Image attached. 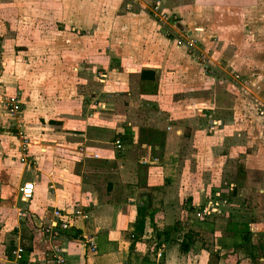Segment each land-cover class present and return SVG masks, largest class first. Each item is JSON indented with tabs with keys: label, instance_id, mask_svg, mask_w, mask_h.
<instances>
[{
	"label": "rangeland",
	"instance_id": "1",
	"mask_svg": "<svg viewBox=\"0 0 264 264\" xmlns=\"http://www.w3.org/2000/svg\"><path fill=\"white\" fill-rule=\"evenodd\" d=\"M154 1L0 0V101L18 93L21 105L15 118L0 105V126L14 139L16 126L45 138L41 143L58 156L56 167L76 161L67 150L82 140L78 132L86 143L126 158L151 148L158 162L168 160L179 171L181 201L191 199L180 221L174 222L176 213L160 235L183 223L206 243L216 239L227 253L242 248L240 255L258 263L264 0H160L156 9ZM141 67L153 69V81L139 79ZM90 99L100 105L83 104ZM124 128L137 141L116 151L112 140ZM172 129L182 132L172 141L175 157L162 147ZM205 204L208 213L196 215ZM243 224L253 227L255 244L234 236Z\"/></svg>",
	"mask_w": 264,
	"mask_h": 264
},
{
	"label": "crops",
	"instance_id": "2",
	"mask_svg": "<svg viewBox=\"0 0 264 264\" xmlns=\"http://www.w3.org/2000/svg\"><path fill=\"white\" fill-rule=\"evenodd\" d=\"M6 124L4 120L2 125ZM128 130L127 146L138 138ZM181 133L180 129L165 133L164 155L174 152L176 156L177 148H172V141L178 140ZM28 134L29 159L21 162L17 139L0 126V264H55L51 249L55 245L60 247L65 264H213L212 259L214 264H253L249 254L240 255L238 251L242 248L231 247L227 253L229 248L222 247L223 243L216 239L206 243L198 229H193L194 233L190 229V247L186 252L180 250L178 243L181 234L187 233L186 225L178 231L171 230L167 237L160 235L170 228L169 219L176 213L179 217L174 222L180 221L187 202L181 201L182 195L178 193L179 171L173 169V163L168 160L139 163L141 157L160 159L149 153L151 148L135 159L126 158L111 149L86 143L85 132H78L75 135L82 140L71 144L73 150H67L76 161L68 160L56 167L54 160L58 156L51 155L50 145L41 143L45 138ZM149 144H154L150 146L152 150L159 149L158 144ZM80 145L92 148L99 157L82 156L76 150ZM25 182L33 184V194L28 200L22 199L18 192ZM179 200L181 203H177ZM54 209L67 213L70 228L50 240L42 229L52 220ZM210 211L219 209L214 207ZM75 234L89 235L95 242V251L88 252L82 239L74 238ZM253 236L250 232L255 244ZM12 251H17L20 258L16 259ZM257 251L261 253L254 258L258 261L255 264H264L259 246Z\"/></svg>",
	"mask_w": 264,
	"mask_h": 264
},
{
	"label": "built area",
	"instance_id": "3",
	"mask_svg": "<svg viewBox=\"0 0 264 264\" xmlns=\"http://www.w3.org/2000/svg\"><path fill=\"white\" fill-rule=\"evenodd\" d=\"M159 4H160V0L154 1V8L156 9ZM191 41H193V40H191ZM180 43H181L180 41H177L176 45H179ZM83 104L88 105V106L91 105L92 108H95V107L100 105V103H98L95 99H90L88 103H83ZM0 105L4 110V113L8 117H10V118L17 117V114L19 113L20 108H21L20 100H19V94L15 93L13 95L3 96L1 98ZM166 129H168V127H166ZM14 135L18 141L17 149L20 153L19 160L21 162H26L29 159L27 157V153H28L29 146H30L29 138H28L27 134L25 133V131L19 129L18 126L15 127ZM112 145H113L114 150H116V151H120L123 149V144L121 143V141L119 139H114L112 141ZM76 150L78 153H80L83 156L84 155L90 156L92 158L99 157V154L96 153L92 148L84 146V145L78 146L76 148ZM157 161L158 160L155 156L148 157V158H144V157L139 158V163L142 165L150 164V163H156ZM29 162H30V160H29ZM18 192H19L22 199H24V200L30 199L32 197V194H33V184L31 182L23 183L20 187H18ZM208 210H209V208L206 204L201 205L198 207V211L196 212V215L199 216V214H201V215L207 214ZM210 210H214V209L213 208L211 209V206H210ZM74 213H79V212L75 211ZM69 225H70V223H69V217H68L67 213H65L59 209H54L52 211V220L50 221V223L47 226L43 227L42 231L45 234H47V236L50 240H54L58 236H60L61 234L68 231V229L70 228ZM78 236H79L78 234H75L74 238L75 239H82V241L86 245L88 252L92 253L95 251V242L89 235H81L80 237H78ZM51 249H52V257H53L54 263L55 264H65L64 258L61 255L60 247L58 245H55V246H52ZM12 254L16 259L20 258V255L18 254L17 251H12Z\"/></svg>",
	"mask_w": 264,
	"mask_h": 264
},
{
	"label": "trees",
	"instance_id": "4",
	"mask_svg": "<svg viewBox=\"0 0 264 264\" xmlns=\"http://www.w3.org/2000/svg\"><path fill=\"white\" fill-rule=\"evenodd\" d=\"M176 27V26H175ZM180 28V27H178ZM154 73L152 69H148V68H140L139 70V79L141 81H150L153 80L154 78ZM14 93L8 94V95H13ZM114 139H119L121 141V143H129L130 142V138H129V130L127 128H124L122 130V132H118L117 134L114 135ZM112 140V141H113ZM191 199L188 197L186 199V202H189ZM183 227V224H181ZM248 224H243V226L240 229H237L239 231H235L234 230V236L238 237L239 239V244L241 243H247V242H252L253 244V240L250 238V228L248 227ZM167 237V236H166ZM190 237H191V232L187 231V233H183L181 234V239L179 241V248L182 251H187L188 248L190 247ZM167 241L169 240L168 238L166 239ZM159 244V243H158ZM264 244V243H263ZM243 247H245V245H242ZM259 249H261L262 251V255H264V246L262 244H259Z\"/></svg>",
	"mask_w": 264,
	"mask_h": 264
}]
</instances>
